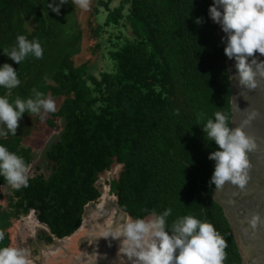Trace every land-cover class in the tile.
Segmentation results:
<instances>
[{
    "label": "trees",
    "instance_id": "obj_1",
    "mask_svg": "<svg viewBox=\"0 0 264 264\" xmlns=\"http://www.w3.org/2000/svg\"><path fill=\"white\" fill-rule=\"evenodd\" d=\"M94 1V52L103 51L106 60L100 69L91 59L77 64L74 58L83 30L73 0L59 15L47 7L48 0H0V65L9 62L21 81L10 101L32 97L33 89L62 98L55 112L27 114L15 136L0 137L29 167L37 159L26 139L40 135L45 120L50 129L57 127L56 119L61 122L44 150L49 174L36 163L28 185L19 189L0 177V200L8 201L7 207L0 203L5 234L0 247L9 246L7 229L14 219L32 215L58 238L75 234L89 205L102 195L98 182L115 168L117 176L105 182L132 218L171 208L169 225L184 215L207 220L227 241L224 264H244L209 183L214 161L208 156L217 146L202 131L217 111L231 127L233 116L225 44L208 15L213 0ZM29 20L35 22L32 31ZM18 35L38 40L43 58L29 56L17 65L4 55ZM8 94L0 87V95Z\"/></svg>",
    "mask_w": 264,
    "mask_h": 264
},
{
    "label": "clouds",
    "instance_id": "obj_2",
    "mask_svg": "<svg viewBox=\"0 0 264 264\" xmlns=\"http://www.w3.org/2000/svg\"><path fill=\"white\" fill-rule=\"evenodd\" d=\"M65 3L68 0H48L47 7L59 15ZM73 3L85 11L90 6V0H73ZM208 15L225 33L221 39L225 44L224 54L235 61L233 78L239 86L255 89L258 86L257 70L264 68V61L249 58L257 52L264 55V0H213ZM195 22L201 24L202 18ZM2 52L17 65L29 56L42 59L44 55L41 43L36 39L29 40L25 35H18L16 45L10 51ZM20 84L16 68L9 63L0 65V87L9 93L0 95V137L15 136L25 113L56 111L54 99L45 97L36 89H33L32 97H17L10 101L11 90ZM255 115L253 113L244 124ZM213 117L208 118L202 127L207 141L217 146L208 156L214 161L209 183L215 189L230 183L243 190L250 179L248 153L256 148L255 141L243 127H231L222 111L215 112ZM28 171L24 158L0 143V177L19 189L28 185ZM171 214L172 209L167 208L160 214L153 213L151 219L129 216L122 222L109 225L105 238L119 240V251L131 264H224L227 241L211 222L184 215L169 225ZM248 223L252 228H258L264 224V215L255 212ZM4 238V232L0 231V241ZM0 264H29L27 252L11 246L0 247Z\"/></svg>",
    "mask_w": 264,
    "mask_h": 264
},
{
    "label": "rangeland",
    "instance_id": "obj_3",
    "mask_svg": "<svg viewBox=\"0 0 264 264\" xmlns=\"http://www.w3.org/2000/svg\"><path fill=\"white\" fill-rule=\"evenodd\" d=\"M66 5L67 3L64 4V6ZM94 5L95 1L90 0V6L87 11L76 6L79 10L78 17L80 19V26L82 27L83 33L79 50L76 52L74 58L77 64L91 59L96 69H100L105 67L106 60H103L102 58L103 51L94 52L97 38L94 36L93 31L98 25L96 15L93 12ZM26 26L32 31L35 27V22L29 20ZM66 41H68L67 36L64 39V42ZM51 96V94H48L47 96L45 95V97L54 99ZM54 101L57 108L59 104L61 105L62 98L54 99ZM27 114L28 113H25L24 116ZM47 114L49 115V113L41 112L40 116H47ZM56 120L58 123L56 128L50 129L49 126H47V120H45L43 123L44 126L39 129L40 135L36 134L35 136H30L25 141L26 145L33 147L35 150V159L37 160L34 165L37 163L46 167L44 150L47 145L53 141L55 137H57L59 131L61 130V122L58 119ZM106 174H103V176ZM109 175L111 174H108L106 179L110 180ZM115 176H117V174ZM98 183L101 187L100 189L103 191L102 198L99 199V204L92 203L87 209V212L91 213V216L97 212L98 214L95 219L87 224V226L85 218L83 229L77 235H72L73 243L70 244L72 236L71 238L65 240L66 244H70L69 246L71 251L67 253L62 252L61 254L55 256L50 255L45 261V259L41 256V246L40 248L38 246L39 241H41V238L45 235L44 229L40 230L38 228V221L33 215V218L31 219H26L25 217L21 219H14L13 225L7 229V234L10 238L9 246L26 250L27 255L30 254L32 256V259L30 261L28 260L29 264H131V261H129L127 257L123 256L120 252L112 256H108L106 253V249L109 248V245H117V247L121 246L119 240L112 239L111 237L105 238V231L107 227L120 222L121 215L117 216L120 209L116 203V197L110 192V184H106L105 179L103 178ZM108 194H110L109 198H107ZM0 203H3L7 207V198L0 200ZM100 204L102 207L104 206V208H101ZM151 218H154V216H150L147 219ZM30 237H35L36 239L30 240ZM31 248L35 249L32 251ZM38 248L39 250H36ZM56 248L59 249L58 246Z\"/></svg>",
    "mask_w": 264,
    "mask_h": 264
},
{
    "label": "water",
    "instance_id": "obj_4",
    "mask_svg": "<svg viewBox=\"0 0 264 264\" xmlns=\"http://www.w3.org/2000/svg\"><path fill=\"white\" fill-rule=\"evenodd\" d=\"M219 34L225 37L220 25ZM252 58L257 59V62L264 61V55L258 52L249 59ZM227 63L233 88L232 127H243L245 133L254 139L256 148L248 153L251 167L246 187L241 190L226 183L222 188L214 189L213 197L223 206L230 221L243 263L264 264V224L254 229L248 223L253 213L264 215V74H261L264 68L257 70L258 86L249 90L239 86L233 78L236 72L235 61L228 58ZM253 113L256 115L244 124ZM50 235L56 237L52 232Z\"/></svg>",
    "mask_w": 264,
    "mask_h": 264
},
{
    "label": "flooded vegetation",
    "instance_id": "obj_5",
    "mask_svg": "<svg viewBox=\"0 0 264 264\" xmlns=\"http://www.w3.org/2000/svg\"><path fill=\"white\" fill-rule=\"evenodd\" d=\"M46 166H47V164H46ZM30 170H31V172H29V173L32 174V173L36 170L35 165H30V166H29V171H30ZM41 172H44L45 174H49V173H50V169H49L48 166H47V168H46V167L41 168ZM111 172H112L111 175L114 177L115 174L118 172V169L113 168ZM106 177H107V176H103V179L106 180ZM109 181H110V180H109ZM101 191H102V190H101ZM102 195H103V191H102ZM102 195L100 196L99 199L102 198ZM109 195H110V194L107 195V198L110 197ZM99 199L97 200V202H95V204H99ZM100 207H101V208H104V206L102 207L101 204H100ZM118 207H119V206H118ZM119 209H120V208H119ZM97 214H98V212H97V213H94V214L91 216V221H92L93 219L96 218ZM122 214H123V216H122ZM88 215H91V213H88V212H87L86 216H88ZM120 215H121V221H120V222L126 220V218L129 217V216H127V214H126L125 212L121 211V209L119 210V213H118L117 216H120ZM86 216H85V218H86ZM101 223H102V221H101ZM44 227H45V226H44L43 224H41V223L38 222V228H39V229H45ZM44 234H45V235L41 238V241H39V243L48 242L49 244H52V243H57L56 239H57L58 241H59V240H62L61 242H58V243H59V245H57L58 248H60L61 246L66 245L64 239H66V238H71L70 236L65 237V238H58V237H55V238H54V237H52V238H53L52 240H48V238H46V232H44ZM108 247H109V248L106 249V253L108 254V256H112V255H114V254L120 252V251H119L120 247H117V245H109Z\"/></svg>",
    "mask_w": 264,
    "mask_h": 264
},
{
    "label": "crops",
    "instance_id": "obj_6",
    "mask_svg": "<svg viewBox=\"0 0 264 264\" xmlns=\"http://www.w3.org/2000/svg\"><path fill=\"white\" fill-rule=\"evenodd\" d=\"M40 230H42V229H40ZM44 232H46V234L47 235H50V232H47L45 229H44ZM74 235V234H73ZM72 236V235H71ZM70 236V237H71ZM36 238L35 237H30V240H35ZM68 238H66V239H64V240H67ZM56 241H57V243H52V244H49L48 242H43V243H39L38 244V246H39V248H40V246H41V256H42V258L43 259H45V261H46V259L50 256V255H58V254H61L62 252H69V251H71V248H70V244L71 243H73L72 241H73V236H72V238L70 239V244H66V245H64V246H61L59 249H57L56 247H57V245H59V243L58 242H61L62 240H57L56 239ZM54 247V248H53ZM39 248L38 249H36V250H39ZM35 248H31V250L33 251ZM30 250V251H31ZM36 250H35V252H36ZM44 253V255H43V253ZM30 253V252H29ZM27 258H28V260L30 261L31 259H32V256L30 255V254H28L27 255ZM44 264H46V263H44ZM100 264H102V263H100ZM104 264V263H103Z\"/></svg>",
    "mask_w": 264,
    "mask_h": 264
},
{
    "label": "bare ground",
    "instance_id": "obj_7",
    "mask_svg": "<svg viewBox=\"0 0 264 264\" xmlns=\"http://www.w3.org/2000/svg\"><path fill=\"white\" fill-rule=\"evenodd\" d=\"M105 176V175H104ZM91 222V215H88V216H86V226H87V224L88 223H90ZM84 224H85V220H84ZM83 227H84V225H83ZM83 227L80 229V230H78L76 233H75V235H77L82 229H83Z\"/></svg>",
    "mask_w": 264,
    "mask_h": 264
}]
</instances>
